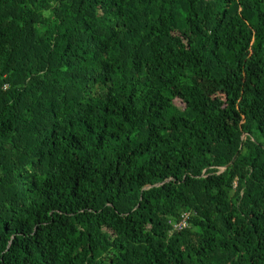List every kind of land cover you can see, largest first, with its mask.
Listing matches in <instances>:
<instances>
[{
    "label": "trees",
    "instance_id": "16d2710c",
    "mask_svg": "<svg viewBox=\"0 0 264 264\" xmlns=\"http://www.w3.org/2000/svg\"><path fill=\"white\" fill-rule=\"evenodd\" d=\"M0 264H264V0H0Z\"/></svg>",
    "mask_w": 264,
    "mask_h": 264
},
{
    "label": "built area",
    "instance_id": "2783aa9c",
    "mask_svg": "<svg viewBox=\"0 0 264 264\" xmlns=\"http://www.w3.org/2000/svg\"><path fill=\"white\" fill-rule=\"evenodd\" d=\"M190 216H191L190 213L184 214L183 217L181 218V221L178 222V224H176L175 229L177 230L185 229L188 226L187 221H188V218H190Z\"/></svg>",
    "mask_w": 264,
    "mask_h": 264
},
{
    "label": "rangeland",
    "instance_id": "374dc122",
    "mask_svg": "<svg viewBox=\"0 0 264 264\" xmlns=\"http://www.w3.org/2000/svg\"><path fill=\"white\" fill-rule=\"evenodd\" d=\"M174 106L179 110H182L184 108V105L179 100L174 101Z\"/></svg>",
    "mask_w": 264,
    "mask_h": 264
},
{
    "label": "water",
    "instance_id": "95a60500",
    "mask_svg": "<svg viewBox=\"0 0 264 264\" xmlns=\"http://www.w3.org/2000/svg\"><path fill=\"white\" fill-rule=\"evenodd\" d=\"M227 168V167H226Z\"/></svg>",
    "mask_w": 264,
    "mask_h": 264
}]
</instances>
